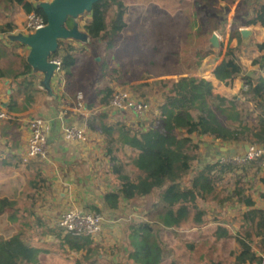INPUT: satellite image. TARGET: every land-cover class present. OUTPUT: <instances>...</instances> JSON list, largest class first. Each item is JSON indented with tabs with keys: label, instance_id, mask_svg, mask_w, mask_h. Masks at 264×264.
I'll return each mask as SVG.
<instances>
[{
	"label": "trees",
	"instance_id": "trees-1",
	"mask_svg": "<svg viewBox=\"0 0 264 264\" xmlns=\"http://www.w3.org/2000/svg\"><path fill=\"white\" fill-rule=\"evenodd\" d=\"M44 1L0 0V82H15L17 91L19 94L24 93L25 103L29 106L35 103L32 92L40 95L42 91L38 90L32 75L34 68L27 56L19 52L18 44L9 45L5 37L15 30V16L19 11L26 16L36 13L47 22L42 5ZM164 1L171 2L179 9L184 3L191 4L192 0ZM142 6L145 9H141ZM204 8L209 10L210 17L220 23L228 21L229 8L226 7L225 12L209 6ZM162 10V7L155 5L154 0H98L86 11L90 15L85 26L87 37L100 40L108 51H112V47L125 45L134 47L138 52L141 49L143 51L145 46H149L146 40L148 28L144 23H153L152 20L157 14L163 13ZM191 14L193 19L189 25L194 27L198 25V13L193 11ZM71 18L67 17L65 25ZM232 21V36L226 45L222 44V63L212 68L222 53L208 50L207 42L203 43L196 51L198 59L194 63L197 68L190 69L187 66L193 62L185 60L183 64L187 66L186 73L196 74L199 69L202 72L212 69L209 77H184L179 90L174 89L173 94H167L165 101L157 107L158 116L144 120L139 125H127L124 122L110 125L106 112H100L92 120H87L90 129L99 130L105 135L108 152L114 163L111 176L118 182V187L103 197L104 207L116 210L139 200L151 201L142 204L144 218L128 224L124 233V250L113 248L112 254L117 256L116 261L104 258L94 238L48 228L35 214L32 201L29 214L22 218L15 216L20 208L13 210L12 232H7V237L0 236V264H44V255L61 251L46 250L42 246L44 241L40 242L41 238L32 236L38 228L41 235H55L59 246L67 249L64 251L70 256V264H222L219 250L231 257L230 264H264V209L256 208L250 183L238 179L231 190L225 188L219 191L217 188L223 174L236 172L243 166L232 162L208 163L189 182L187 180L190 179L198 158L196 153L200 149V144L193 141L194 136L212 138L225 144L241 145L248 142L264 145V53L252 60V66L257 67L256 72H246L238 56L241 41L236 36L242 27L255 24L264 27V2L240 0V8L234 11ZM142 26L144 30L140 29ZM205 27L200 24L198 28L204 32V39L209 35ZM191 35H187L188 41ZM153 48L157 50L158 44L153 45ZM55 56H60L62 60L66 88L69 90V84L77 75L78 49L68 38H64L59 40L57 49L52 52V58ZM203 59H206V66L199 68ZM97 63L95 58H90L80 65L86 84L70 90L73 97L85 88L94 90L95 83L103 79L95 74L98 71L102 75L107 62L98 63L101 69ZM88 81H91L90 86H87ZM215 91L219 93L215 94ZM106 92H103L102 103L109 95ZM230 95L233 100L228 99ZM213 96L222 104L229 103L228 109L232 111L231 118L237 124L236 128L231 129L221 123L209 102V97ZM9 109L14 110L11 106ZM125 146L132 149V153L119 156ZM36 173L37 177L32 181L35 190L30 194L34 200L37 193L39 197V193L47 191L44 189L46 180L42 178V173ZM224 193L228 194L219 200V195ZM261 196L264 199V194ZM211 199L215 204L229 202L248 208L237 220L239 225L236 229L228 228V223L220 213L209 206L208 201ZM194 228L199 230L198 234L187 238L184 231ZM230 241L233 248L228 247ZM201 247L208 250H199ZM217 247L219 250H214ZM200 251L203 254L200 255ZM204 251L212 252V255L207 257Z\"/></svg>",
	"mask_w": 264,
	"mask_h": 264
},
{
	"label": "crops",
	"instance_id": "crops-1",
	"mask_svg": "<svg viewBox=\"0 0 264 264\" xmlns=\"http://www.w3.org/2000/svg\"><path fill=\"white\" fill-rule=\"evenodd\" d=\"M202 1V0H199ZM264 2V0H262ZM209 7L211 9H224L225 7L230 9L231 16L234 15V11L238 8H240V0H224L223 6L220 5L219 0H205ZM26 15L19 11L15 16V22H16V28L15 30L10 33L6 40H8L9 45L18 44L19 45V52L29 59L30 63L32 64L34 68V80L36 81V84H38V90H41L42 92L39 94L32 92V97L34 99V104H31V106L27 105L25 102L24 93L17 91V84L11 80H4L0 82V104H5L7 108L9 109V106L13 107V111L11 113L14 114L11 118L8 120L0 121V170L5 166H9L12 168H15L16 170L21 169L24 172L28 173H34V172H41L42 178L46 180L45 190L46 192L42 191L37 193V198L34 200L33 196H30L31 192H34V188L32 187L31 182V188H29V191H27V195H29V198L26 195H22L18 190L16 189H9L4 193H0V236L7 237V232H12L14 222H13V199H14V190L16 192H19L21 195L19 196V199L21 198L24 202L23 205L19 204L18 207L20 208L19 211L16 212L15 216L22 218L26 216L27 214L23 213L21 211V207L27 208L29 210L32 201H34V210L35 214L38 215L39 219L45 222L46 226L48 228H51V224L53 221H49L48 216L50 214L43 215L39 212V209L41 207L47 206L48 202L54 200L58 204H61L64 202V204L69 203L70 200L77 199L78 195L81 194L84 196V207L86 210L94 211V212H101L99 209L103 210L107 207H104V204L102 202L103 197L113 191L115 188L118 187L117 180L111 176L112 168L114 163L111 161V156L108 152L107 143L105 139V135L100 133L99 130H92L89 129V135L88 139H90L91 143L94 140V135L99 136L103 141H105V152H100V155H102V158L99 159L104 163V170L106 172L105 175L110 178L109 186L105 187L102 190V195L97 198L93 197L92 195H89V192L92 190L90 189L93 182V176H94V169L91 165V160L94 159L98 154V151L90 150L94 147L89 144L87 140L84 141H72L73 143H80V144H73V145H67L64 144L60 140V134H63L64 127L65 126H73V125H82L84 123L87 124V120H92L94 117H96L97 114L100 112H106L104 111V107H102V97L103 92H101L102 88L100 86V83H95L94 90L85 88L84 91L77 92L76 96L79 93H84L85 97L88 98V105L92 110H95L92 113L78 111L75 112L76 109H73L72 103L74 98L70 93V90H72L76 86H81L82 84H86L84 82V74L80 71H78L81 63L88 61L90 58L98 57L97 53H87L85 51L90 50V44L86 39L85 44H77V39L72 38L73 36L68 37L70 42L75 46L76 50L78 49V68H77V75L76 80L74 79L72 83L69 84V90L66 88V85L64 87L59 84V79L53 76L54 69L51 65V58H52V52L51 51H42L40 55H36L33 53V46L30 42H28V38L33 34L26 30V28L21 27L20 19L23 18V21L26 19ZM81 15L73 17L75 20V24L72 27V29L67 28L68 30H71L74 32V36L78 37L83 35L84 37H87V32L85 30L86 24L90 20V16H87L84 18V20H80ZM67 20V18H66ZM65 20V21H66ZM66 23V22H64ZM25 24V23H24ZM217 22L214 21L212 24V27L217 30ZM253 31V37L251 44L247 47H242L240 45L238 50V56L240 58V61L244 67V70L250 74H254L257 70V67L252 66V60L259 57L264 53V48H262V45L264 46V27L260 24H255L249 26ZM211 29V26L208 28ZM78 33H77V32ZM216 32V31H215ZM214 33V32H213ZM231 36V35H230ZM237 38L240 40V35H236ZM10 38H15V40H10ZM18 38V39H17ZM241 41V40H240ZM226 43V42H225ZM104 43H101V45ZM259 44L260 46H257ZM105 45V44H104ZM97 50V49H95ZM99 58V57H98ZM83 59V62H82ZM223 61V60H222ZM222 61L220 63H222ZM49 78V80H48ZM43 82V84H41ZM45 85L48 86V88H53L55 91H59V97L57 99L58 102H55L53 99H44L48 98V94L46 93L47 88H45ZM91 85V81L87 82V86ZM85 85H82L84 87ZM13 95H15L13 97ZM62 96V98L60 97ZM72 107V108H71ZM49 109H52L51 112ZM107 113V112H106ZM31 114H42L41 116H45L50 123V130L48 132V138L51 145V152L47 160L45 161H39L32 160L28 163H24L21 158V154L26 149L27 139L29 135V129L30 125L27 124L26 120L24 119L25 116H29ZM109 116V113H107ZM91 115V116H90ZM76 119V120H75ZM110 120V119H109ZM254 120V117L252 118ZM78 121V122H76ZM105 122V121H104ZM115 124L116 121L112 122L110 120V125ZM100 126V124L98 123ZM128 125V124H127ZM88 126V125H87ZM63 128V130H62ZM90 137V138H89ZM88 142V143H86ZM240 145V144H238ZM126 147V148H125ZM124 151L119 156H124L125 153L127 155H130L132 153V149L125 146ZM224 146H220L218 151H214V158L217 159V162L221 159L222 156L227 155L232 150L230 148H226V150H223ZM88 149V150H87ZM234 154V151L232 152V155ZM253 163L245 166V173L244 177H239L238 179H241L243 182L250 183L251 190L254 193V200L256 201V208L264 209V199L262 198L261 194H264V184L262 183V178L264 177V170L254 169ZM239 170V169H238ZM236 170V171H238ZM254 170V172L252 171ZM35 177H37V173L31 174ZM35 177L31 180L34 181ZM78 180L81 181V184H85L81 188L77 189L76 185ZM83 180V182H82ZM88 181V186L86 185ZM64 186H63V185ZM2 183L0 184L1 187ZM97 188V187H96ZM39 201H41V204H39ZM45 201V202H44ZM137 202H142V200H139ZM137 202H134L128 206L122 207L121 209L116 210H110L107 211L110 212L111 217H109V223L106 226V230L102 234V236H105L106 233L109 231L114 232L115 227L112 226L115 214L117 212H123L128 213L131 212L135 217V212H133V207H138L139 211L137 212L139 217L133 218V222L137 221L143 216L142 210L145 212L144 208L142 209V205H137ZM234 209H238V214H235L233 210L229 212L230 216L226 214V211H223V219L228 223V228L236 229L239 225V221H237L240 217V215L246 211H248V208L242 204H233ZM225 208V207H224ZM230 208V207H229ZM42 209V208H41ZM98 209V210H97ZM125 211V212H124ZM142 212V213H141ZM20 213V214H18ZM22 213V214H21ZM233 217V218H232ZM130 223V222H129ZM129 223H126L125 226H122V236L121 237V245H123L124 241V233ZM34 224H36L34 222ZM233 226V227H232ZM233 229V230H234ZM198 229L194 228L191 230H185L184 233L186 237H193L195 234H198ZM116 233V232H115ZM53 235V234H48ZM32 236L36 239L41 238L40 242H49L46 240L47 235H41L39 228L36 230V233H33ZM55 238V235H53ZM106 238V237H105ZM57 239V238H56ZM216 239V238H215ZM214 239V241H215ZM58 240V239H57ZM96 240V239H95ZM97 241V240H96ZM98 242V241H97ZM103 242V241H102ZM99 243V248L102 250L104 248L105 253H107V257L104 258L108 261H116V255H112V248H117V250H124V247H118L115 244L108 245L106 243V239H104V243ZM117 243V242H116ZM103 244V247L102 245ZM229 248H233V244L230 241L228 243ZM60 250V248H59ZM220 261L222 264H230L231 257L228 256L226 253H222L221 250L218 252ZM208 257V256H207ZM209 261V259H207Z\"/></svg>",
	"mask_w": 264,
	"mask_h": 264
},
{
	"label": "rangeland",
	"instance_id": "rangeland-1",
	"mask_svg": "<svg viewBox=\"0 0 264 264\" xmlns=\"http://www.w3.org/2000/svg\"><path fill=\"white\" fill-rule=\"evenodd\" d=\"M52 0H45L44 3H49ZM205 0L199 1V0H192L191 4L184 3L183 5L179 6L180 11L178 6H173L171 2H166L164 0H154L155 5H158L159 7L163 8V13L157 14L154 20H152L153 23H150L146 21L144 23V26L148 28V33H147V42L149 43V46H145L143 51L140 50L138 52L137 50H134V47L128 48L126 45L124 47H112L114 48L112 51H108V48L106 45L102 44L101 41L97 39H92L90 37H84L83 35L78 37L74 36L73 32V37L77 39V44H85L86 39L90 44V50L85 51L87 53H97L98 52V57H94L95 61H97L99 64L101 62H107V66L105 67L104 71L98 72L96 71V76H102L103 79L99 82L100 86L103 90V92L107 91L106 93H110V88L114 83H121V84H130L133 86L134 91L133 96L140 101L146 103L148 106H150V111L146 113L144 116H139L136 112L131 111V110H126L122 111L121 109H116V108H108L104 107V111L109 113V119L112 122L119 123V122H124L126 124H131V125H139L140 122L144 120H148L149 118L153 119V117L158 116L159 110L157 107L163 103L166 99L167 94H173L172 91L174 89L180 88V82L181 80L186 77H204L208 78L210 75V72L212 71L209 70L208 72H202L200 69L196 74L193 73H186V68L187 66L190 69H196V63H194L197 59L198 56L196 54V51L198 48L202 47V44L206 43L208 44V39L211 36V34L217 33L222 40V44H225L226 40L228 37H230L231 34V24L233 20V16H231V13L228 16V21L223 24L222 22L220 23L216 18L210 17L209 10L207 11L204 6H209ZM218 1V0H217ZM219 3L221 6L224 4V0H219ZM191 7H190V6ZM141 9H145L143 6L140 7ZM210 8V7H209ZM226 8V7H225ZM224 8V9H225ZM224 9H215V10H222L225 12ZM158 11V10H156ZM196 11L198 13V25L192 27L189 25V22L191 19H193V16L191 12ZM159 12V11H158ZM208 15V16H207ZM87 16H90L87 12L81 14L80 20H84ZM159 17V19H158ZM205 21V22H204ZM217 22V30L212 27L213 22ZM21 22V27L26 28V19L23 21V18L20 19ZM204 22V23H203ZM25 23V24H24ZM75 24V20L73 18L69 19L68 23L64 26L66 28L72 29V27ZM200 24L202 26H206L207 29L211 26V29H208L209 35L208 38H203V33L202 30H199L198 28L200 27ZM145 27H140V29ZM205 27V28H206ZM27 30V28H26ZM216 31V32H215ZM191 35V40L188 41L187 35ZM205 36V34H204ZM18 39V38H17ZM10 40H15V38H10ZM152 44V45H151ZM158 44V49L155 50L153 48V45ZM97 49V50H95ZM188 50H191V52H188ZM117 55H115V53ZM177 52L176 54L171 55V53ZM222 55L219 56V58L215 61L213 64L212 68L215 69L217 65L220 64L222 61V56H224V45L222 46ZM112 54V55H110ZM189 61L193 62L190 65L183 64V61ZM204 60V59H203ZM201 66L199 68H202V65L205 67L206 66V59L203 61ZM83 62V59H82ZM97 63V64H98ZM219 63V64H218ZM84 65V62L81 63V65ZM99 66V69L102 67ZM87 67V66H85ZM186 67V68H185ZM78 71L81 72V67H79ZM105 72V73H104ZM104 73V74H103ZM49 80V78H48ZM76 83L77 80L76 79ZM43 84V82H41ZM144 85V87H142ZM45 88H47L46 93L48 94V98L44 99H53L55 102H58L57 99L59 97V91H55L53 88H48V86L45 85ZM218 91H215V94H218ZM105 94V93H103ZM62 98V96H60ZM108 95L106 96V98ZM229 100H233L232 95L228 97ZM209 102L211 104L212 109L216 113L217 117L221 121L223 125L226 127H229L231 129H234L237 127V124L233 122L231 118V113L232 111L228 109V102L227 104H222L219 99H214L213 97H209ZM90 108V106H89ZM52 109H49L51 112ZM42 114H31L29 116H25L24 119L26 120L27 124L30 125L29 129V134H31V125L34 120L37 118H41L43 121L47 131L50 130V123L48 122L47 118L45 116H41ZM91 116V115H90ZM254 117V116H252ZM76 120V119H75ZM252 123L254 121L250 120ZM78 122V121H76ZM68 126L64 127V130ZM63 130V128H62ZM64 133V131H63ZM29 136V135H28ZM90 138V137H89ZM256 139V137H253ZM60 140L67 145H75V144H80V143H73L70 141H67L64 137L63 134H60ZM104 140V139H103ZM99 136L94 135V140L91 143L90 139H88L89 144H91L94 148L90 150H95L98 151V154L95 155L96 157L91 160V165L92 168L95 170L94 171V176L93 180L91 182L92 185L90 189L92 190L89 192V195H92L93 197L97 198L99 195H102V190L105 187L109 186V182L111 181L109 177H107L106 172L104 170V163L99 159L100 152H105V141H103ZM193 141L197 144H200V149L196 153L198 155V158L194 162V169L190 174V179H187L188 182L191 180V178L195 175V173L199 172L202 170L206 164L208 163H215L217 162V159L214 158V151H218L220 146H224L227 148H230L232 150L230 153L227 155H224V157L219 161L223 162H233L235 160L232 159V152L237 150L238 156H243L244 154L247 153L246 151V146L250 147V144L252 143H246L245 144H225V143H220L218 141H215L212 138L208 137H199V136H194ZM86 142V143H88ZM252 142V141H251ZM88 150V149H87ZM100 158H102V155H100ZM241 162L239 160L235 161L234 164H240ZM246 166V165H245ZM245 166L240 167V169L236 172H228L226 174L222 175V181H220L217 184V188L219 191H222L223 189H232L234 187V184L236 180H238L239 177H244V169ZM254 167V166H251ZM244 168V169H243ZM256 169V166L254 167ZM254 172V170H252ZM31 173V174H35ZM28 172H24L21 169L16 170L15 168L9 167V166H4L0 170V184L2 183L0 190H5V192L9 189H16L18 190L22 195H26L29 198V195H27V191H29V188H31V180L35 177L31 175ZM36 179V177H35ZM34 179V180H35ZM83 182V180H82ZM63 185V184H62ZM85 184H81V181L78 180L77 182V189L81 188ZM88 186V181L87 184ZM64 186V185H63ZM97 187V188H96ZM19 192H16L14 190V199H13V210H17L18 205L21 204L23 205L24 201L17 195ZM0 193H4L3 191H0ZM226 194H220L218 199L222 200L225 198ZM77 199H73L69 201V203L64 204H58L54 200L51 199V201L48 202L47 206H43L39 209V212L42 213L43 215L50 214L48 216L49 221L56 220L58 219L66 210L78 206V207H84L83 201H84V196L79 194L77 196ZM213 200L211 199L208 201L209 206H212L213 208L216 209L220 213L221 216H223V211H226V214L230 216L229 212L233 210L235 214H238L239 212L238 209H234L233 204L229 202H224V204L220 205L218 203H213ZM45 202V201H44ZM145 202L150 203L151 201L149 199H143L142 202H137V205H142ZM39 204H41V201H39ZM225 207V208H224ZM230 207V208H229ZM85 209V208H84ZM133 212H135V217H139L138 215V207H133ZM88 210V209H87ZM101 212L100 214L107 215L111 217L110 212L107 211L108 209H99ZM21 211L25 214H29L28 209L21 207ZM91 211V209L89 210ZM94 212V211H91ZM125 212V211H124ZM99 213V212H97ZM142 213V212H141ZM20 214V213H18ZM22 214V213H21ZM143 214V213H142ZM134 215L131 214V212L128 213H123V212H117L115 214V218L113 221V225L115 227V231L111 232L109 231L108 233L105 234V236H98L95 239L100 243H104V239H106V243L108 245H116L118 247H124V244L121 245V237L122 236V226H125L126 223H131L133 222V217ZM233 218V217H232ZM129 223V224H130ZM233 227V226H232ZM234 229V227H233ZM61 231V230H60ZM62 232V231H61ZM116 232V233H115ZM106 237V238H105ZM192 238V237H188ZM46 240L49 242L45 241L43 243V247L46 250H60L56 253H49L46 254L42 257V261L44 264H70V256L67 255V253L64 250H67L65 247L62 248L58 244V240L54 238L53 235H47ZM117 242V243H116ZM103 247V244H101ZM204 246V245H203ZM207 246V245H206ZM202 248V247H201ZM199 250H208L207 248L203 247L202 249ZM112 250H114L112 248ZM111 250V251H112ZM214 250H219V247L215 248ZM102 251L105 253L104 248ZM112 253V252H111ZM200 255L203 254V251L199 252ZM204 251V255L210 257L212 255V252ZM74 256V254H71ZM104 255V254H103ZM106 255V256H105ZM105 257H107V253H105ZM113 255V254H112ZM114 256V255H113Z\"/></svg>",
	"mask_w": 264,
	"mask_h": 264
},
{
	"label": "built area",
	"instance_id": "built-area-1",
	"mask_svg": "<svg viewBox=\"0 0 264 264\" xmlns=\"http://www.w3.org/2000/svg\"><path fill=\"white\" fill-rule=\"evenodd\" d=\"M47 26V22L36 13H31L26 17V28L29 32L35 33L39 29ZM51 65L54 69L53 76L59 79L62 87L66 85L64 78V69L60 56L51 58ZM133 86L130 84L114 83L110 88L107 99L102 103V107L121 109L122 111L131 110L139 116L146 115L150 111V106L133 96ZM88 98L84 93H79L73 100L72 107L75 112L83 111L89 114L94 112L89 108ZM71 107V108H72ZM14 116L5 104H0V121L8 120ZM67 141H84L88 139L89 129L86 123L82 125H73L67 127L63 133ZM249 151L243 156L233 154L232 159L239 160L238 166H245L253 163L256 167L264 170V145L258 146L255 143L250 144ZM51 152V145L48 138L47 129L41 120L37 118L32 122L31 134L27 139L26 149L21 154L22 161L28 163L32 160L45 161ZM224 157H222L223 159ZM233 161L232 163H235ZM223 162V161H222ZM109 217L106 215L91 212L82 207L74 206L66 210L58 219L52 222L51 227L64 232H71L75 235L96 238L101 236L109 223Z\"/></svg>",
	"mask_w": 264,
	"mask_h": 264
},
{
	"label": "water",
	"instance_id": "water-1",
	"mask_svg": "<svg viewBox=\"0 0 264 264\" xmlns=\"http://www.w3.org/2000/svg\"><path fill=\"white\" fill-rule=\"evenodd\" d=\"M98 0H52L49 3H43V9L47 17V26L37 30L29 38L33 46V53L40 55L42 51L54 52L59 40L73 36V31L68 30L64 26V22L68 16H79L90 10L94 3ZM254 31L250 27H242L239 29L241 46L247 47L251 44ZM230 37L226 40L225 45ZM207 49L215 52L222 51V40L217 33L211 34L208 39ZM224 56H222V59ZM219 64V63H218ZM226 150V148H222ZM249 151V146H246ZM237 150L234 151V155ZM221 160V159H220Z\"/></svg>",
	"mask_w": 264,
	"mask_h": 264
}]
</instances>
